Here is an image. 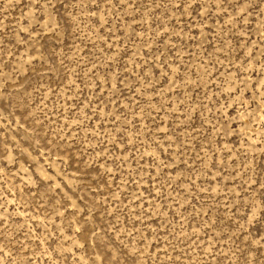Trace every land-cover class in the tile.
<instances>
[{
	"label": "rangeland",
	"instance_id": "1",
	"mask_svg": "<svg viewBox=\"0 0 264 264\" xmlns=\"http://www.w3.org/2000/svg\"><path fill=\"white\" fill-rule=\"evenodd\" d=\"M0 264H264V0H0Z\"/></svg>",
	"mask_w": 264,
	"mask_h": 264
}]
</instances>
